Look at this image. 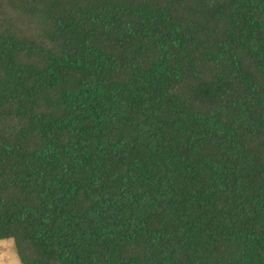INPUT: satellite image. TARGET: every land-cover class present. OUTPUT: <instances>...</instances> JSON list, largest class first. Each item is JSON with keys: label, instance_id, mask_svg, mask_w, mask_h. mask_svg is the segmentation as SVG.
Wrapping results in <instances>:
<instances>
[{"label": "trees", "instance_id": "16d2710c", "mask_svg": "<svg viewBox=\"0 0 264 264\" xmlns=\"http://www.w3.org/2000/svg\"><path fill=\"white\" fill-rule=\"evenodd\" d=\"M23 264H264V0H0V239Z\"/></svg>", "mask_w": 264, "mask_h": 264}, {"label": "clouds", "instance_id": "9594fccd", "mask_svg": "<svg viewBox=\"0 0 264 264\" xmlns=\"http://www.w3.org/2000/svg\"><path fill=\"white\" fill-rule=\"evenodd\" d=\"M0 264H23V262L16 252H0Z\"/></svg>", "mask_w": 264, "mask_h": 264}, {"label": "rangeland", "instance_id": "374dc122", "mask_svg": "<svg viewBox=\"0 0 264 264\" xmlns=\"http://www.w3.org/2000/svg\"><path fill=\"white\" fill-rule=\"evenodd\" d=\"M0 252H16L13 239L11 237L0 239Z\"/></svg>", "mask_w": 264, "mask_h": 264}]
</instances>
